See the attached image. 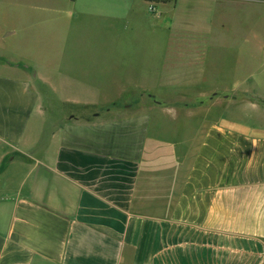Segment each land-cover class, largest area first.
Masks as SVG:
<instances>
[{"label":"crops","instance_id":"crops-1","mask_svg":"<svg viewBox=\"0 0 264 264\" xmlns=\"http://www.w3.org/2000/svg\"><path fill=\"white\" fill-rule=\"evenodd\" d=\"M75 3L94 13L90 0ZM260 4L116 0L107 13L115 31L151 34L142 46L159 50L152 69L139 60L138 79L167 88L161 96L173 102L146 84L148 97L122 113L76 99L62 119L46 114L43 74L2 62L0 264H264V105L228 116L206 100L222 90L206 91L205 63L164 67L181 34L178 45L192 53L202 41L207 55L236 29L234 13ZM188 95L200 100L180 101Z\"/></svg>","mask_w":264,"mask_h":264},{"label":"rangeland","instance_id":"rangeland-1","mask_svg":"<svg viewBox=\"0 0 264 264\" xmlns=\"http://www.w3.org/2000/svg\"><path fill=\"white\" fill-rule=\"evenodd\" d=\"M115 2L90 0L94 13L81 15V5L75 0H0V65L21 61L43 74L44 82L38 84L46 94L47 115L68 119L76 99L93 100L99 107L111 108V113H122L125 105L142 103V95L137 94L148 97L149 91L139 89L146 84L153 87L151 92L160 94L155 99L177 100L175 96H161L167 88L156 87L154 80L138 79L139 60L142 58V68L152 69L159 50L142 46V41L152 40L151 34L115 31L107 16ZM228 25L236 29L228 28L224 44L209 48L207 55L204 49L208 48L203 47L202 41L192 48V53L178 45L186 38L181 34L176 38L177 46L166 49L164 67L174 64L172 70L180 72L186 63L197 71L205 63L201 74L206 78V91L222 90L219 96L209 95L206 100L226 105L228 116L246 119L248 113L240 108L264 105V6L242 8L240 14L231 16ZM10 27H18L17 34L4 38V29ZM205 56H209L208 62ZM169 89L176 93L202 91L177 85ZM63 98L68 100H64L66 104ZM190 100L197 102L200 97L180 98L181 102Z\"/></svg>","mask_w":264,"mask_h":264},{"label":"trees","instance_id":"trees-1","mask_svg":"<svg viewBox=\"0 0 264 264\" xmlns=\"http://www.w3.org/2000/svg\"><path fill=\"white\" fill-rule=\"evenodd\" d=\"M149 2H152V3H159V2H167L169 0H147Z\"/></svg>","mask_w":264,"mask_h":264}]
</instances>
